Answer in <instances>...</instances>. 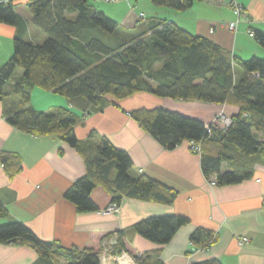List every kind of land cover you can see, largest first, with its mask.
<instances>
[{
  "label": "trees",
  "instance_id": "16d2710c",
  "mask_svg": "<svg viewBox=\"0 0 264 264\" xmlns=\"http://www.w3.org/2000/svg\"><path fill=\"white\" fill-rule=\"evenodd\" d=\"M196 1L202 0H151L156 6L179 11H186ZM27 4L35 25L47 38L35 43L20 34L14 37V53L0 66V100L8 94L6 88L12 80L13 93L22 107L9 114L7 121L32 135H57L84 156L87 172L65 192L79 212L100 210L91 196L96 186L107 189L115 204H121L125 197L171 204L178 192L150 174L131 175L134 164L130 154L107 136H102L99 143L80 140L76 126L85 113L64 106L46 111L35 108L31 100L36 86L65 96L83 111L91 105H102L108 97L122 100L146 91L184 101L239 105L231 123L224 128L213 125L211 134L204 121L161 106L137 108L131 114L168 149L184 141L202 143V170L207 178L216 176L220 185L237 184L254 175V163L248 158L264 155L263 58L242 60L176 21L156 17L148 19L150 34L118 43L112 35L121 30L119 22L89 0H27ZM14 7L13 0L0 1V22L19 23ZM255 38L264 47V32H255ZM236 64L244 72L239 79ZM0 160L11 176L21 171L18 153L2 150ZM7 215L0 199V219ZM189 220L181 214L145 217L109 234L117 236L110 252H128L126 240L136 234L159 245L168 243ZM190 238L195 247L203 249L216 240L213 231L203 227ZM0 242L34 247L42 264H60L63 259L66 264H101V250L41 240L21 221L0 223ZM132 255L137 264H165L160 248ZM195 264L224 263L208 258Z\"/></svg>",
  "mask_w": 264,
  "mask_h": 264
},
{
  "label": "crops",
  "instance_id": "0c3cea01",
  "mask_svg": "<svg viewBox=\"0 0 264 264\" xmlns=\"http://www.w3.org/2000/svg\"><path fill=\"white\" fill-rule=\"evenodd\" d=\"M142 1L89 0L119 22L121 30L112 35L115 42L130 41L145 32L150 34L148 19L156 17L176 21L182 28L213 40L242 60L254 56L264 59V47L250 35L252 30L264 32V0H202L186 11L156 6L150 0L146 3H151L150 9L138 12ZM13 4L20 20L17 25L0 22V66L13 55L17 34L35 43H43L47 38L35 25L27 0H13ZM234 4L244 9L236 31L229 28V23L238 19ZM235 71L238 79L243 76L238 64ZM31 103L45 111L64 106L85 113L76 126L80 140L99 143L102 136H107L130 154L134 164L131 175L150 174L175 188L177 197L171 204L125 197L118 214H106L110 194L104 187L96 186L91 196L100 210L79 212L65 197V192L87 172L84 156L57 135L36 136L12 126L7 117L20 109L22 103L17 94L8 93L0 100V151L18 153L21 171L11 176L0 160V199L8 211L0 223L21 221L41 240L56 241L63 246L92 247L98 251L109 234L129 228L145 217L181 214L190 220L170 242L159 245L136 234L126 240L128 256L121 254L116 261L111 254L101 264H137L132 252L159 248L165 264H195L208 258L220 259L224 264H264V155L248 158L254 163L252 177L237 184L211 185L202 170V154L191 150L189 141L168 149L131 114L137 108L161 106L208 123L223 110L233 117L239 112V105L184 101L146 91L122 100L108 97L102 105H91L83 111L65 96L38 86L33 90ZM227 169L225 164L223 170ZM200 227L213 231L216 238L204 249L195 247L190 238ZM243 237H248L249 242H241ZM0 264L42 262L34 247L0 242ZM60 264H66V260Z\"/></svg>",
  "mask_w": 264,
  "mask_h": 264
},
{
  "label": "built area",
  "instance_id": "2783aa9c",
  "mask_svg": "<svg viewBox=\"0 0 264 264\" xmlns=\"http://www.w3.org/2000/svg\"><path fill=\"white\" fill-rule=\"evenodd\" d=\"M105 1H108V2H115V0H105ZM234 13L236 15V17H238V19L234 20V21H231L229 23V28H231L232 30L236 31L238 30V26H239V23H240V18H241V15L244 14V9L237 5V4H234ZM250 35L253 37L255 36V32L252 30L250 31ZM231 123V116H229L226 112L221 111L219 112L217 115L214 116V118L212 119L211 122H208L206 123V128L208 130V133H212L213 131V125L217 126V127H227L229 124ZM190 148L191 150L199 153V154H202L203 153V150H202V143H198V142H195L193 140H191L190 142ZM209 183H211V185H215L217 184V179H216V176H213L212 178H209ZM121 211V208H120V204H115V203H110L106 210H105V213H114V214H118L119 212ZM117 236H114V237H110L106 240H104L105 242V246L104 248L101 250V261L103 262H106L107 258L109 256H111V253L110 252V246L112 244H115L117 241ZM106 242H109L106 244ZM241 242L245 243V242H249V238L248 237H243ZM124 255V256H128V253L123 251L122 253L120 254H113L112 257H114V259L117 261V259L120 258V255ZM104 264V263H103ZM110 264V262H109Z\"/></svg>",
  "mask_w": 264,
  "mask_h": 264
},
{
  "label": "rangeland",
  "instance_id": "374dc122",
  "mask_svg": "<svg viewBox=\"0 0 264 264\" xmlns=\"http://www.w3.org/2000/svg\"><path fill=\"white\" fill-rule=\"evenodd\" d=\"M105 1V0H104ZM142 1V0H141ZM108 2V1H107ZM147 2H150V0L148 1V0H143L142 2H140V4H142L141 5V7H138V12H140V11H142V10H144V11H147L146 9H150L149 8V6L151 5V3H148V5L146 4ZM135 4H136V2H135ZM150 4V5H149ZM148 15H150V13H148ZM106 36V35H105ZM107 39V41H110L111 42V38L109 39V38H106ZM13 81L11 80V82H10V84H8V86H7V92L8 93H11V95H15L16 93H13ZM219 112H221V111H219ZM218 112V113H219ZM224 112H226V111H224ZM217 113V114H218ZM216 114V115H217ZM111 214H114V213H111ZM114 236H116V235H113V236H110V237H114ZM110 237H108V238H110ZM106 240V239H105ZM107 243H109V242H106V244ZM108 245V244H107ZM104 246H105V242L103 241V244H102V249L104 248ZM101 249V250H102Z\"/></svg>",
  "mask_w": 264,
  "mask_h": 264
}]
</instances>
